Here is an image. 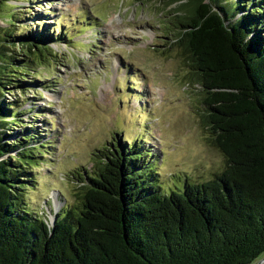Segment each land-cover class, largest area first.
<instances>
[{"label": "trees", "instance_id": "trees-1", "mask_svg": "<svg viewBox=\"0 0 264 264\" xmlns=\"http://www.w3.org/2000/svg\"><path fill=\"white\" fill-rule=\"evenodd\" d=\"M157 1L172 11L169 45L199 87L205 142L224 158L222 171L164 190L151 151L138 140L115 143L91 170L70 174V203L61 192L65 205L50 218L34 212L28 166L45 151L34 134L7 132L19 119L5 95L29 75L43 79L36 66L58 58L49 44L71 38L17 28L13 11L0 28V264H254L264 256V1Z\"/></svg>", "mask_w": 264, "mask_h": 264}, {"label": "rangeland", "instance_id": "rangeland-1", "mask_svg": "<svg viewBox=\"0 0 264 264\" xmlns=\"http://www.w3.org/2000/svg\"><path fill=\"white\" fill-rule=\"evenodd\" d=\"M13 11L17 28L50 27L53 38H71L49 44L58 58L36 66L43 79L29 75L5 95L19 119L7 132L34 134L45 151L28 166L25 195L34 212L50 218L65 197L70 203V174L91 170L98 151L115 143L138 140L151 151L164 190L222 171L224 158L205 142L199 87L188 84V65L169 45L171 10L157 0H8L0 28Z\"/></svg>", "mask_w": 264, "mask_h": 264}, {"label": "water", "instance_id": "water-1", "mask_svg": "<svg viewBox=\"0 0 264 264\" xmlns=\"http://www.w3.org/2000/svg\"><path fill=\"white\" fill-rule=\"evenodd\" d=\"M264 261V258H262L257 264H261Z\"/></svg>", "mask_w": 264, "mask_h": 264}, {"label": "bare ground", "instance_id": "bare-ground-1", "mask_svg": "<svg viewBox=\"0 0 264 264\" xmlns=\"http://www.w3.org/2000/svg\"><path fill=\"white\" fill-rule=\"evenodd\" d=\"M56 207H57V206H56ZM261 264H264V261H263Z\"/></svg>", "mask_w": 264, "mask_h": 264}]
</instances>
